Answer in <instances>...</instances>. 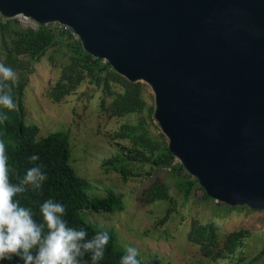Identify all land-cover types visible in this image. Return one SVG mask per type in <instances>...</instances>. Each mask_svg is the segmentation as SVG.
<instances>
[{"label":"trees","instance_id":"trees-1","mask_svg":"<svg viewBox=\"0 0 264 264\" xmlns=\"http://www.w3.org/2000/svg\"><path fill=\"white\" fill-rule=\"evenodd\" d=\"M0 62L18 70L20 75L19 86L13 89L17 110L0 107V112L9 116L0 124V139L5 140L9 166L15 169L11 181L18 183L37 164L43 165L42 171L47 174L41 189L28 187L16 197L22 206L33 210L37 222H43L40 205L51 198L64 205L63 218L70 227L86 229V239L106 231L110 239L98 264H120L126 249L116 247L113 228L86 222L80 211L108 215L107 219H111L120 218L130 209L133 217L137 209H146L148 228L121 229L135 237L146 236L156 245L164 243L169 247L174 243L176 249L194 246L200 257L211 260L230 259L231 251L239 243L243 245L247 230H226L224 215L231 217V211L247 207L229 206L208 197L169 152L168 139L154 117V96L147 84L129 80L108 62L85 51L69 28L58 24L25 26L19 18L0 16ZM39 68L46 71L41 96L54 103L75 97L71 126L76 129L75 125L89 122L88 132L99 134L116 147L103 159L100 169L117 176L123 183L120 189L90 197L89 181L78 176L71 164L70 142L73 149L72 140L76 137H71L68 130L39 136L30 102L32 76ZM40 80L39 76L35 78ZM31 155H37L39 160L30 162ZM126 184H131L129 189ZM127 242L141 252L139 244H132L129 237ZM158 253L159 249L147 252L146 259H141L146 262L139 259L140 264L173 263L174 257L165 258ZM263 254L264 249L259 255ZM82 260L92 264L91 253ZM0 264H23V260L13 256L11 260H0Z\"/></svg>","mask_w":264,"mask_h":264},{"label":"water","instance_id":"water-1","mask_svg":"<svg viewBox=\"0 0 264 264\" xmlns=\"http://www.w3.org/2000/svg\"><path fill=\"white\" fill-rule=\"evenodd\" d=\"M69 28L152 90L168 150L211 199L264 210V0H0Z\"/></svg>","mask_w":264,"mask_h":264},{"label":"rangeland","instance_id":"rangeland-1","mask_svg":"<svg viewBox=\"0 0 264 264\" xmlns=\"http://www.w3.org/2000/svg\"><path fill=\"white\" fill-rule=\"evenodd\" d=\"M23 25L30 23L21 21ZM30 25L36 26L35 23ZM41 77L40 81H35L36 77ZM48 76V75H47ZM46 78V71L43 68H39L37 74L32 76L33 86L32 95L30 99L33 105V119H35L39 126V136H45L52 132H65L70 131L71 137H76L72 144L70 142L72 155L71 164L73 165L78 176L85 178L89 181V188L87 194L90 197H102L110 190L120 189V185L123 183L114 174H106L100 169L101 163L105 157L116 151L114 145H110L99 135L92 132H88L90 129L89 122H81L76 126V129L71 126L72 122V107L74 105V98L66 99L59 103H54L49 99L41 96V90L43 80ZM148 90L152 92L150 86ZM29 99V100H30ZM68 125V129H67ZM109 128H105L108 130ZM96 134L95 136L92 134ZM71 139V138H70ZM127 188L131 184H126ZM126 188V189H127ZM132 209H130L131 211ZM127 211L120 218L107 219L108 215L101 216L100 214L93 212H81L80 216L86 221L90 222L96 227L107 226V228L114 229L113 235L115 237L116 247L123 250L127 246H130V242H127V237L130 238L132 244L137 245L139 251L138 259H146L147 252H155L159 249L161 256L168 258L169 256L174 257L173 263L170 264H264V254L259 253L264 249V210H252L250 208L236 209L231 211L228 215L231 217H224L227 219L226 230L232 229L233 227L247 230V235L244 239L243 245L240 243L237 247L231 251L230 259L222 258L211 260V258H202L197 252V248L192 246L185 249H176L174 243L167 244L159 243L156 245L152 243L146 236L135 237L133 233L127 230L121 229L122 226H126L127 229H136L138 227L148 228L150 225L147 220L146 209H137L133 214ZM146 244L142 247L141 244ZM240 245V246H239ZM177 246V244H176ZM150 248V249H147ZM188 250V254H184ZM185 255L186 260H183ZM255 255H259V258L255 260L250 259ZM171 260V259H169ZM143 261V260H141ZM146 262V261H143ZM167 262V261H166Z\"/></svg>","mask_w":264,"mask_h":264},{"label":"clouds","instance_id":"clouds-1","mask_svg":"<svg viewBox=\"0 0 264 264\" xmlns=\"http://www.w3.org/2000/svg\"><path fill=\"white\" fill-rule=\"evenodd\" d=\"M19 81V71L0 62V107L17 110L13 89L19 86ZM8 120L9 116L0 112V124ZM37 160V155L29 157L32 163ZM8 161L6 142L0 139V260L18 256L23 264H87L82 258L91 253L92 264H98L110 239L108 233L97 232L86 239V229L70 227L63 218L66 215L64 205L51 198L40 205L43 222H37L33 210L22 206L16 197L28 187L41 189L47 179L43 165L29 168L18 183H13L10 177L15 169ZM138 256L136 247L127 246L120 264H140Z\"/></svg>","mask_w":264,"mask_h":264},{"label":"built area","instance_id":"built-area-1","mask_svg":"<svg viewBox=\"0 0 264 264\" xmlns=\"http://www.w3.org/2000/svg\"><path fill=\"white\" fill-rule=\"evenodd\" d=\"M21 21H25V22H28V23H35L33 20H31V19H28V18H24V17H21V18H19ZM30 24H28V25H30ZM36 24V23H35ZM59 25V24H58ZM31 26H33V25H31ZM61 26V25H60Z\"/></svg>","mask_w":264,"mask_h":264}]
</instances>
